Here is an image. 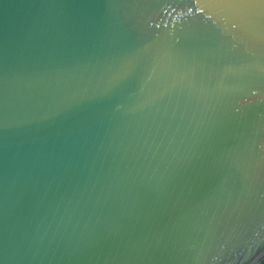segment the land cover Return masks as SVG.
I'll return each instance as SVG.
<instances>
[{"label":"water","instance_id":"obj_1","mask_svg":"<svg viewBox=\"0 0 264 264\" xmlns=\"http://www.w3.org/2000/svg\"><path fill=\"white\" fill-rule=\"evenodd\" d=\"M264 260V0H0V264Z\"/></svg>","mask_w":264,"mask_h":264},{"label":"trees","instance_id":"obj_2","mask_svg":"<svg viewBox=\"0 0 264 264\" xmlns=\"http://www.w3.org/2000/svg\"><path fill=\"white\" fill-rule=\"evenodd\" d=\"M259 264H264V260H262V262H261V263H259Z\"/></svg>","mask_w":264,"mask_h":264}]
</instances>
